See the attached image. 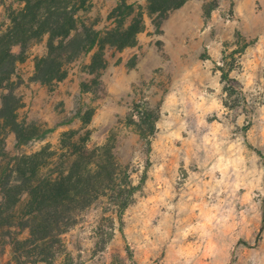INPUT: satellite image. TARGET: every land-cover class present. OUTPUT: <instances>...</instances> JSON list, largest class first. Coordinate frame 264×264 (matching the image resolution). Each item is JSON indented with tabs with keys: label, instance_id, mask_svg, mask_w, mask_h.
I'll list each match as a JSON object with an SVG mask.
<instances>
[{
	"label": "rangeland",
	"instance_id": "374dc122",
	"mask_svg": "<svg viewBox=\"0 0 264 264\" xmlns=\"http://www.w3.org/2000/svg\"><path fill=\"white\" fill-rule=\"evenodd\" d=\"M10 4L0 0V33ZM116 4L93 0L87 17L101 28ZM144 22L135 45L106 47L96 69L93 49L61 80L33 79L47 35L28 44L13 83L33 137L6 130L0 169L35 154L39 175L55 176L83 146L107 145L139 184L120 217L109 195L84 208L52 264H264V0H187L159 27ZM136 105L157 115L150 144L132 121Z\"/></svg>",
	"mask_w": 264,
	"mask_h": 264
},
{
	"label": "trees",
	"instance_id": "16d2710c",
	"mask_svg": "<svg viewBox=\"0 0 264 264\" xmlns=\"http://www.w3.org/2000/svg\"><path fill=\"white\" fill-rule=\"evenodd\" d=\"M92 1L18 0L17 6H6L3 18L8 25L0 33V88L5 89L0 106V156L6 155V130L14 131L20 141L33 137L17 119L21 103L13 83L18 61L23 59L32 40L47 35V50L35 63L33 79L61 80L67 74V64L93 49L90 66L102 67L106 47L122 49L136 44L146 14L159 27L171 10L180 8L187 0H146L145 6L137 0H117L107 15L106 20L111 22L101 28H97V20L87 17ZM15 46L20 47L18 53ZM219 69L222 80L229 79L232 68ZM224 89V105L235 107L227 99L234 86L226 85ZM137 115L139 118L132 121L140 137L150 144L157 115L145 106ZM35 156H16L0 169V253L7 245L11 247L6 264H52L62 251L61 235L77 222L84 208L109 195L110 205L120 217L139 189L107 145L92 149L83 146L67 171L49 177L39 175L42 163L34 160Z\"/></svg>",
	"mask_w": 264,
	"mask_h": 264
}]
</instances>
